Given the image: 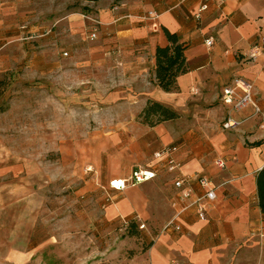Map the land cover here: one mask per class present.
I'll return each instance as SVG.
<instances>
[{"label": "crops", "instance_id": "crops-1", "mask_svg": "<svg viewBox=\"0 0 264 264\" xmlns=\"http://www.w3.org/2000/svg\"><path fill=\"white\" fill-rule=\"evenodd\" d=\"M203 3L0 0V72L28 50L35 83L50 68L62 72L66 85L97 92L95 98L105 99L113 116L107 129L113 131L116 158L105 177L108 185L134 171L155 173L122 191L108 186L114 200L102 211L105 219L162 226L146 247L139 243L142 237L127 236V246L108 251L99 245L102 240L91 247L90 236H84L86 244L75 250L66 234L55 235L44 209L11 204L3 197L9 188L0 187V264H244L249 258L264 264V213L257 190L264 167V0L209 1L197 17ZM149 12L158 19H144ZM94 27L98 37L92 41L87 35ZM166 31L178 36L185 58L186 71L176 77L173 91L156 79L157 48L170 44ZM236 77L254 84V103L240 111L221 100ZM149 99L181 116L155 126L142 123L138 116ZM228 117L238 125L224 128ZM166 146L178 148L174 157L181 167L174 172L154 157ZM217 158L225 168L216 166ZM181 176L190 178L193 198L204 194L199 177L208 176L217 197L207 220L190 209L177 219L180 231L165 230L177 210L175 180ZM122 249L131 251L127 260Z\"/></svg>", "mask_w": 264, "mask_h": 264}, {"label": "rangeland", "instance_id": "rangeland-1", "mask_svg": "<svg viewBox=\"0 0 264 264\" xmlns=\"http://www.w3.org/2000/svg\"><path fill=\"white\" fill-rule=\"evenodd\" d=\"M21 53L20 63L16 60L0 72V80L8 82L0 101V187L9 188L3 197L11 204L44 209L55 235L66 234L75 250L86 244L84 236H90L91 247L102 240L99 245L108 251L127 246V236L142 237L139 243L146 247L161 225H138L135 235H130L132 220L111 221L102 213L114 200L105 177L116 158L113 131L107 129L113 124L104 106L107 101L95 98V91L88 93L90 88L81 91L66 85L62 72L50 68L45 79L35 83L33 55L25 57L28 50ZM25 60L29 61L24 64ZM122 250L121 257L127 260L131 251ZM259 262L249 258L244 264Z\"/></svg>", "mask_w": 264, "mask_h": 264}, {"label": "built area", "instance_id": "built-area-1", "mask_svg": "<svg viewBox=\"0 0 264 264\" xmlns=\"http://www.w3.org/2000/svg\"><path fill=\"white\" fill-rule=\"evenodd\" d=\"M204 3L199 9V14L208 9V2L214 0H203ZM159 15L155 12H149L144 19L157 20ZM88 38L90 40H96L98 37V28L94 27L88 32ZM212 42L209 40L208 42ZM262 47H264V39L261 42ZM67 55V53H65ZM221 100L223 103L231 106L232 110L240 111L250 104L254 103V84L243 77H236L231 83L227 84L223 90ZM259 110V108H258ZM238 125V121L228 117L223 123L224 128L229 129ZM178 150L176 146H166L157 151L154 154L155 159L164 161L165 168L168 171L174 172L181 167V163L176 160L174 153ZM215 164L219 168H225L226 163L223 159L217 158ZM155 177V173L149 170H139L134 171L132 176L128 179H115L110 182L111 188L115 190H125L129 185H136L140 182L150 180ZM190 178L186 176H181L175 180V187L178 189V200L174 203L176 210L175 216L172 220L168 222L165 226V230L169 228H174L180 231L181 225L177 224V219L184 212L194 209L198 218L200 220L208 219V212L210 203L217 197V187L214 185L212 180L208 176L199 177V182L204 188V194L193 198V188L191 187ZM141 228H145V224H140ZM264 235V231H263Z\"/></svg>", "mask_w": 264, "mask_h": 264}, {"label": "trees", "instance_id": "trees-1", "mask_svg": "<svg viewBox=\"0 0 264 264\" xmlns=\"http://www.w3.org/2000/svg\"><path fill=\"white\" fill-rule=\"evenodd\" d=\"M80 1H100V0H80ZM167 38L170 42L167 46L157 48V68L156 79L158 84L166 91L176 89V77L186 71L183 48L178 44V36L166 31ZM8 82L6 79L0 80V101L7 90ZM6 108L2 107L4 111ZM181 114L174 108L154 99H149L144 109L138 116L139 121L149 126H155L161 122L177 119ZM257 190L260 207L264 213V167L257 175ZM138 223L130 221L128 232L135 235Z\"/></svg>", "mask_w": 264, "mask_h": 264}]
</instances>
